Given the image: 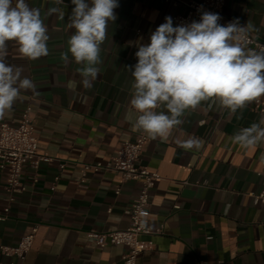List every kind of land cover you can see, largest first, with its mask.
<instances>
[{
    "label": "crops",
    "instance_id": "1",
    "mask_svg": "<svg viewBox=\"0 0 264 264\" xmlns=\"http://www.w3.org/2000/svg\"><path fill=\"white\" fill-rule=\"evenodd\" d=\"M26 2L41 12L49 54L31 60L9 42L7 62L22 66L36 92L21 90L0 119V132L4 123L18 126L31 108L38 151L53 161L41 165L37 183L34 170L25 167L27 190L16 196L7 219L0 220V264L19 262L5 256L1 247H18L35 228L23 264H124L126 247L101 248L88 233L127 229L140 183L123 182L112 170L88 172L85 187L79 182L85 164H109L126 142L143 132L133 128L138 113L130 104L134 78L128 66L137 63L138 47L150 43L165 17L174 25V17L186 8L166 0H118L117 18L109 22L101 45L100 72L86 89L78 72L83 65L70 53L68 62L60 59L74 32L68 27L71 0L58 6L63 19L47 15L48 8L57 7L53 0ZM224 11L243 24L250 21L257 29L250 34L264 43V0H226ZM257 100L264 102V96L235 114L212 99L202 101L184 112L182 123L166 139L147 134L141 165L161 177L151 192L149 226L162 233L144 237L155 247L139 255L137 264H264V205H255L253 197L264 189V142L243 148L231 140L264 118V106ZM192 137L199 139V148L177 143ZM5 186L6 173L0 169V217L9 206Z\"/></svg>",
    "mask_w": 264,
    "mask_h": 264
},
{
    "label": "clouds",
    "instance_id": "2",
    "mask_svg": "<svg viewBox=\"0 0 264 264\" xmlns=\"http://www.w3.org/2000/svg\"><path fill=\"white\" fill-rule=\"evenodd\" d=\"M47 9V15L64 18L59 5ZM73 5L68 27L74 29L68 50L60 59L83 65L78 72L83 86L92 87L102 63L101 45L106 39L109 22L116 20L118 0H71ZM219 14L204 12L200 21L173 26L170 16L152 32L150 43L141 44L135 53L137 63L128 66L134 78L130 104L138 115L133 128L153 139H166L180 125L184 112L202 101L214 100L235 114L238 109L264 96V47H248L249 34L257 31L248 21L238 19L221 25ZM48 28L38 8L26 0H0V119L11 110L21 90L36 92L35 83L24 77L22 66L7 62L9 42L31 60L47 56ZM157 109H166V112ZM167 113V114H166ZM264 118L241 129L232 142L248 148L264 142ZM183 148H199L197 138L177 141Z\"/></svg>",
    "mask_w": 264,
    "mask_h": 264
},
{
    "label": "built area",
    "instance_id": "3",
    "mask_svg": "<svg viewBox=\"0 0 264 264\" xmlns=\"http://www.w3.org/2000/svg\"><path fill=\"white\" fill-rule=\"evenodd\" d=\"M173 3L175 7L184 5L186 12L174 17V27L178 25L190 24L193 21H200L204 12L219 14L221 19L218 21L221 25H227L234 20L244 25L240 18L229 17L224 11L226 0H191L188 3H182L181 0H166ZM248 47L259 50L264 47V43L255 39L249 34ZM258 104L264 106V102L257 100ZM31 108H28L23 119L18 126H11L4 123L0 132V169L6 173L5 189L8 193L9 206L5 209L6 215L1 216L0 220H6L11 204L16 201V196L24 193L27 188L22 180L25 167L29 165L34 170L32 180L38 182L39 169L43 163L53 161L48 155H41L38 151V139L35 136V124L31 115ZM149 142V136L146 132L140 133L133 141L126 142L120 149L118 155L107 165L85 164L83 169V178L79 182L80 187H85L86 177L90 171L112 170L122 175L123 182H139L140 189L137 198L129 209L131 221L130 226L121 231H112L100 233L92 230L88 236L95 243L105 248L108 245H122L126 247L127 252L123 257L124 264H137L139 255L146 251L154 249L155 244L151 240H145L144 237H150L162 233L161 230L154 232L149 226V217L151 215V192L156 187L161 177L158 172L151 171L148 167L141 165V159L144 149ZM65 165H62L64 168ZM121 189H117V194ZM255 205H264V189L257 195H253ZM179 208V206H176ZM37 228L32 234L25 236L18 247H1V252L19 262L12 264H23L34 244Z\"/></svg>",
    "mask_w": 264,
    "mask_h": 264
}]
</instances>
